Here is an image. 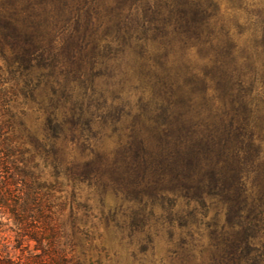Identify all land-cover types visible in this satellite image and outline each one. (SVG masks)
<instances>
[{"label":"trees","instance_id":"obj_1","mask_svg":"<svg viewBox=\"0 0 264 264\" xmlns=\"http://www.w3.org/2000/svg\"><path fill=\"white\" fill-rule=\"evenodd\" d=\"M0 53V264H264V0H0Z\"/></svg>","mask_w":264,"mask_h":264},{"label":"rangeland","instance_id":"obj_2","mask_svg":"<svg viewBox=\"0 0 264 264\" xmlns=\"http://www.w3.org/2000/svg\"><path fill=\"white\" fill-rule=\"evenodd\" d=\"M4 59L3 55L0 53V66L3 65ZM5 78H8V75H4ZM17 113L20 114L19 118L22 122L25 123L27 126H32L34 129H41L42 127V120L39 119L40 115L35 114L34 111L28 106V102L24 100L22 97L18 98L17 104ZM24 113V115H22ZM6 117L3 116L2 110L0 111V124L4 123L6 120ZM37 119V120H36ZM15 124V123H14ZM0 245L6 246V251L9 253L10 256L16 258L20 256V252L15 251L12 247L13 245V236L10 233H3L0 234Z\"/></svg>","mask_w":264,"mask_h":264}]
</instances>
